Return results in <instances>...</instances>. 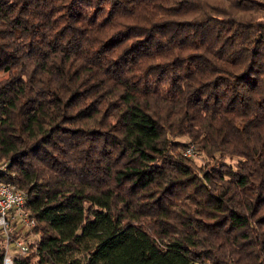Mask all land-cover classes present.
<instances>
[{
	"label": "trees",
	"instance_id": "trees-1",
	"mask_svg": "<svg viewBox=\"0 0 264 264\" xmlns=\"http://www.w3.org/2000/svg\"><path fill=\"white\" fill-rule=\"evenodd\" d=\"M2 163L14 264H264V0H0Z\"/></svg>",
	"mask_w": 264,
	"mask_h": 264
},
{
	"label": "built area",
	"instance_id": "built-area-1",
	"mask_svg": "<svg viewBox=\"0 0 264 264\" xmlns=\"http://www.w3.org/2000/svg\"><path fill=\"white\" fill-rule=\"evenodd\" d=\"M184 155L195 157L196 151L190 144L184 151ZM7 171V163L0 164V229L5 237L6 252L3 264H14L13 255L10 254L12 246L20 255H27L30 251V243L33 234L31 230L36 225V219L25 207L27 193L19 189L13 182L3 175ZM24 229L28 233H24ZM18 234V237H14Z\"/></svg>",
	"mask_w": 264,
	"mask_h": 264
},
{
	"label": "rangeland",
	"instance_id": "rangeland-1",
	"mask_svg": "<svg viewBox=\"0 0 264 264\" xmlns=\"http://www.w3.org/2000/svg\"><path fill=\"white\" fill-rule=\"evenodd\" d=\"M2 76H6L7 74H1ZM178 140H180V141H182V142H185L186 144H191L190 142V140L186 137V136H183V137H181V138H178ZM195 148V147H194ZM198 153V152H197ZM192 158H194V160H195V162L199 165V166H203V165H205L206 164V161H207V159L204 157V156H202V155H200V154H198V156L196 155L195 157H192ZM225 162L227 163V164H230L231 166H235V164L238 162V158H227L226 160H225ZM24 233H28V230L27 229H24ZM32 238L31 239H33L34 238V236H31ZM17 253V250L14 248V246H12L11 247V249H10V254H16Z\"/></svg>",
	"mask_w": 264,
	"mask_h": 264
}]
</instances>
